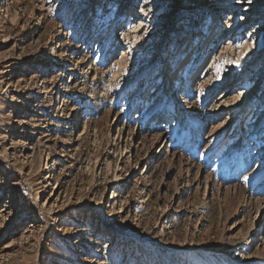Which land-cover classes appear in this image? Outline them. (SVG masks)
Wrapping results in <instances>:
<instances>
[{"label": "rangeland", "instance_id": "rangeland-1", "mask_svg": "<svg viewBox=\"0 0 264 264\" xmlns=\"http://www.w3.org/2000/svg\"><path fill=\"white\" fill-rule=\"evenodd\" d=\"M6 2L0 264H264V0Z\"/></svg>", "mask_w": 264, "mask_h": 264}, {"label": "bare ground", "instance_id": "bare-ground-1", "mask_svg": "<svg viewBox=\"0 0 264 264\" xmlns=\"http://www.w3.org/2000/svg\"><path fill=\"white\" fill-rule=\"evenodd\" d=\"M7 2H9L8 4H10V0H7ZM7 2L5 3L6 5H7ZM5 5V6H6ZM6 10H7V8H6ZM139 22V21H138ZM142 25V23L141 22H139V24H138V26L140 27ZM205 35V34H204ZM217 36L219 37L220 36V33L219 34H217ZM123 37H125L124 35H123ZM232 40V39H231ZM228 41V42H227ZM226 42H225V44H226V48L225 49H227L228 50V48H232V45L230 44V39L229 40H227ZM233 41V40H232ZM212 44V43H211ZM239 46H241V43H240V45H238L237 47H238V50L240 51L239 53H241V51H245V53L247 54V55H249V56H251L252 55V52H255V47H253V45H251V46H248V44L246 43V42H244L243 44H242V47H239ZM228 47V48H227ZM188 48H189V45H187V47L185 48V51L184 52H186V50H188ZM251 48H253V49H251ZM207 49H209V47H208V45H206L204 48H203V54H202V57H201V61L200 62H202L203 60H204V55H206V52H207ZM224 49V48H223ZM251 50V51H250ZM244 53V54H245ZM186 56V55H185ZM240 56V55H239ZM184 57V56H183ZM214 57V56H213ZM222 56H219L218 57V59L217 60H214L213 62H212V64L208 67V70H212V68H213V66L215 65V63L218 61V60H220V58H221ZM122 58H123V56H122ZM196 58H197V55H195V56H193V61H191V62H193L192 63V65L194 66L197 62H196ZM121 59V58H120ZM205 61V60H204ZM119 63H118V65L121 63L122 64V62L121 61H118ZM188 62V61H187ZM183 64V63H182ZM188 64V63H187ZM186 65V64H185ZM120 66V65H119ZM182 67H184V66H182ZM180 69V68H179ZM193 69V67H191V68H187V70L185 71V74L186 73H189L191 70ZM9 72V71H8ZM13 72V71H12ZM119 72V71H118ZM175 72V71H174ZM173 72V74H172V76H171V80H169V83H168V85H167V89L169 90L170 89V91H171V94H172V91H173V89L175 88V90H177L178 89V87L180 86V79H178V78H176V72L174 73ZM179 72V71H178ZM207 74L208 73H206V74H201L200 76H199V81L197 82V85H200L201 84V82H203V80L206 78V76H207ZM187 75V74H186ZM209 77V76H208ZM192 78L190 79V80H188L187 82H186V89L188 90V87H189V89H190V86L192 85L191 83H192ZM182 84V83H181ZM184 84V83H183ZM195 84H196V79H195V81H194V83H193V87H192V89H190L188 92H186L187 94L188 93H191V91L194 89V87H195ZM179 85V86H178ZM185 87V86H184ZM166 88V87H165ZM166 90V89H165ZM184 91V90H183ZM186 91V90H185ZM184 91V92H185ZM183 93V92H182ZM184 94V93H183ZM185 95V94H184ZM184 98H185V96L183 97V100H184ZM181 100H182V98H181ZM182 100V101H183ZM240 100H242V99H240ZM239 101V100H238ZM224 125V124H223ZM220 127V126H219ZM221 127H222V125H221ZM224 127V126H223ZM237 164V163H236Z\"/></svg>", "mask_w": 264, "mask_h": 264}]
</instances>
